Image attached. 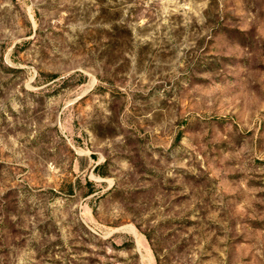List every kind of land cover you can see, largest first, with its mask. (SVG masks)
<instances>
[{
  "label": "rangeland",
  "instance_id": "rangeland-1",
  "mask_svg": "<svg viewBox=\"0 0 264 264\" xmlns=\"http://www.w3.org/2000/svg\"><path fill=\"white\" fill-rule=\"evenodd\" d=\"M0 264H264V0H0Z\"/></svg>",
  "mask_w": 264,
  "mask_h": 264
},
{
  "label": "bare ground",
  "instance_id": "bare-ground-1",
  "mask_svg": "<svg viewBox=\"0 0 264 264\" xmlns=\"http://www.w3.org/2000/svg\"><path fill=\"white\" fill-rule=\"evenodd\" d=\"M132 231V230H131Z\"/></svg>",
  "mask_w": 264,
  "mask_h": 264
}]
</instances>
